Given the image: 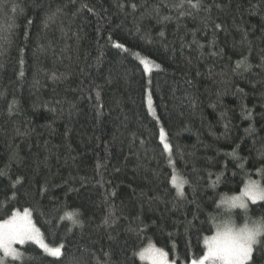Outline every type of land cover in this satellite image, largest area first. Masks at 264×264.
<instances>
[{"label": "trees", "instance_id": "1", "mask_svg": "<svg viewBox=\"0 0 264 264\" xmlns=\"http://www.w3.org/2000/svg\"><path fill=\"white\" fill-rule=\"evenodd\" d=\"M248 181L264 189V0H0V222L28 209L62 246L7 264L196 260ZM247 202L235 223L264 218Z\"/></svg>", "mask_w": 264, "mask_h": 264}, {"label": "snow or ice", "instance_id": "2", "mask_svg": "<svg viewBox=\"0 0 264 264\" xmlns=\"http://www.w3.org/2000/svg\"><path fill=\"white\" fill-rule=\"evenodd\" d=\"M192 7H197V5L193 4ZM163 135L162 132V138ZM164 149L169 151L167 143L164 144ZM245 198L252 202L264 200V189H260L255 185L246 187L242 190L240 196L231 199L229 207L246 209ZM65 215L73 223L77 222L74 219L77 213H66ZM26 216L27 213L25 214ZM12 223V221H9L3 226L6 230L3 234H0V249L3 250L6 257L21 259L22 254L12 247L13 243L23 244L25 240L39 242L40 233L31 226L30 222H26L22 228H10ZM262 238H264V218L252 221L250 225L245 224L244 227L238 230L225 228L222 232L218 231L217 235L210 241H206L208 245L207 254L198 261V264H206L207 261H212L213 264H216V262H219V264H252L254 252L259 246L264 245V239ZM40 247L50 256L59 257L61 255L62 246L51 248L46 244L40 243ZM160 255L163 257L165 254L160 252ZM193 264H197V262H193Z\"/></svg>", "mask_w": 264, "mask_h": 264}, {"label": "rangeland", "instance_id": "3", "mask_svg": "<svg viewBox=\"0 0 264 264\" xmlns=\"http://www.w3.org/2000/svg\"><path fill=\"white\" fill-rule=\"evenodd\" d=\"M253 185L258 186L260 188V184L257 181H248V183H246V185H245V188L251 187ZM236 197H238V196H236ZM245 199H247V198H245ZM247 201L252 202L251 200H245L246 205L248 203ZM235 208H239L240 210L246 211V209H244V208H240V207H235ZM232 211H233V208L226 209V211H224L223 215H222V217H224V218L219 223L220 226L217 225L218 229L216 231H214L212 235L205 238V240H204L205 251H204V254L200 258H198L196 260H192L190 262L177 263L176 261L171 260L165 251L157 248L154 245H149V246H146L145 248L141 249L139 251V254H138L139 258L143 262L148 263V264H193V262H197V264H198V261L200 259H202L207 254L208 245H207L206 241H210L214 236L217 235L218 231L222 232L225 230V228H231L233 230H238V229L244 227L245 224H249V225L251 224L250 220H245L242 223H235L233 221V219H231L232 215L230 213H232ZM26 213H27V216L25 217ZM9 221L13 222L12 225H10V228H22L26 222H30L31 226L33 228H35L36 230H38V232L40 233V241L39 242L34 241V240H25L23 244H25L27 242H32L35 245H37L38 247H40V243L46 244L48 247H51V248L57 247V246H50L45 242L39 228L34 224L28 209H26L24 211H15L10 218H8L4 221H1L0 222V234H3V232L6 230L3 226L5 224H7ZM23 244L16 242V243H13L12 247L19 252L18 246L23 245ZM160 252H163L165 255L163 257H161ZM12 259L13 258H11V257H6L4 255L3 250L0 249V263L1 264H7L6 261H11ZM206 264H213V262L207 261ZM216 264H219V262H216Z\"/></svg>", "mask_w": 264, "mask_h": 264}]
</instances>
